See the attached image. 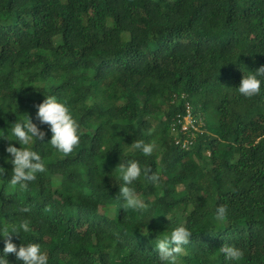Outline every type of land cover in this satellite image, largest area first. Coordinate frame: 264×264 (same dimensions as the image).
<instances>
[{
    "label": "trees",
    "instance_id": "obj_1",
    "mask_svg": "<svg viewBox=\"0 0 264 264\" xmlns=\"http://www.w3.org/2000/svg\"><path fill=\"white\" fill-rule=\"evenodd\" d=\"M261 66L264 0H0V229L47 264H163L156 242L180 226L192 236L177 264H264V77L251 99L237 89ZM49 96L79 124L68 156L36 119ZM187 103L213 126L181 151L170 130ZM28 117L46 136L19 145L11 130ZM8 140L45 164L27 190L10 184ZM128 161L160 177L131 185L142 213L116 199ZM225 243L243 258L226 260Z\"/></svg>",
    "mask_w": 264,
    "mask_h": 264
},
{
    "label": "clouds",
    "instance_id": "obj_2",
    "mask_svg": "<svg viewBox=\"0 0 264 264\" xmlns=\"http://www.w3.org/2000/svg\"><path fill=\"white\" fill-rule=\"evenodd\" d=\"M258 77H264V66L258 68L252 75L243 76L237 88L239 94L247 99L259 95L262 81ZM36 107L38 108L36 119L40 125L49 126L52 133L49 142L52 148L64 156L70 155L79 146L81 137L79 135V124L73 118L69 107L64 103L58 102L55 96L45 97L44 101ZM11 131L12 135L16 138V143L25 146L31 144L34 139L43 141L46 136V133L37 124L33 123L29 117L26 121L16 120ZM149 134L151 133L149 132ZM9 142L6 152L11 157L10 161L13 165L10 184L13 188L18 185L21 190H27L29 184L37 179V174L46 171L45 164L38 152L28 147L17 148L12 146V141ZM130 147L140 150L144 156H151L155 149L154 144L145 143L143 140L134 141ZM117 168L121 173L124 186L119 188L116 199L123 201V207L125 209H132L141 213L147 211L148 204L137 195L131 185L141 175L153 185H158L160 181L159 175L156 173L149 175L151 169H142L137 161H128L125 164H119ZM21 211L26 213L30 209L25 207ZM226 216V206H219L216 209L215 218L218 221H223L226 219ZM30 224V219L25 218L19 223V229L27 233L31 231ZM12 235L9 233L7 226L0 229V236L5 238L3 255H0V264H9L7 259L9 254H13L16 260L22 261L23 264H47L48 257L42 252L40 244H21L18 247L12 242ZM191 236L192 233L186 227L180 226L174 229L170 236L158 240L156 242V248L160 261L163 264H177V257L183 253L184 246L190 243ZM219 251L229 261H239L244 255L242 250L226 243Z\"/></svg>",
    "mask_w": 264,
    "mask_h": 264
},
{
    "label": "built area",
    "instance_id": "obj_3",
    "mask_svg": "<svg viewBox=\"0 0 264 264\" xmlns=\"http://www.w3.org/2000/svg\"><path fill=\"white\" fill-rule=\"evenodd\" d=\"M205 121L201 116H193L192 108L187 103L185 105V115L172 122L171 134L174 137V145L181 151L189 150L195 142L197 135H202L204 132Z\"/></svg>",
    "mask_w": 264,
    "mask_h": 264
},
{
    "label": "rangeland",
    "instance_id": "obj_4",
    "mask_svg": "<svg viewBox=\"0 0 264 264\" xmlns=\"http://www.w3.org/2000/svg\"><path fill=\"white\" fill-rule=\"evenodd\" d=\"M123 37L126 39L127 35L124 34ZM210 119H211L210 117H209L208 119H206V118L204 117L205 124H206V123H210L211 126H213V121H211ZM214 123H215V122H214ZM162 178L164 179V176H163ZM97 213H98V214H102V213H103V209H102L101 207H98V208H97Z\"/></svg>",
    "mask_w": 264,
    "mask_h": 264
}]
</instances>
